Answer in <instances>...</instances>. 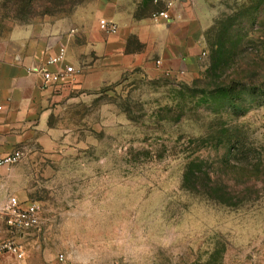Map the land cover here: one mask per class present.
Instances as JSON below:
<instances>
[{"label": "rangeland", "instance_id": "rangeland-1", "mask_svg": "<svg viewBox=\"0 0 264 264\" xmlns=\"http://www.w3.org/2000/svg\"><path fill=\"white\" fill-rule=\"evenodd\" d=\"M208 1L189 7L209 20H193L189 55H143L118 22L101 29L105 0H0L1 27L62 21L80 59L50 111L52 147L0 167V203L41 206L17 237L35 264H264V0Z\"/></svg>", "mask_w": 264, "mask_h": 264}, {"label": "crops", "instance_id": "crops-1", "mask_svg": "<svg viewBox=\"0 0 264 264\" xmlns=\"http://www.w3.org/2000/svg\"><path fill=\"white\" fill-rule=\"evenodd\" d=\"M142 1L105 0V5L111 7L110 12H105L108 17L105 18L118 22L126 34L135 35L144 45L143 55L165 53L172 49L179 55H189L191 46L196 45L201 37V29L198 35L191 30L193 20L202 22V30L209 25L208 18L200 19L193 9L189 14V7L198 2L207 7L210 1L183 0L180 9L185 12L184 19L164 21L165 29L160 30L149 14L138 11ZM149 3L155 6L152 0ZM63 32L62 21L31 27L0 26V154L18 148L24 152L31 151L39 145L45 149L52 147L53 141L47 136L48 118L53 103L60 97L57 91L62 83L45 84L39 68L45 65L48 58L60 54L62 48L66 63L75 68L80 64V59L62 43ZM107 48L109 50V45ZM134 54L136 58H130L140 60V55L137 52ZM58 67L51 66L53 70ZM36 262L41 263V260L27 257L25 261L27 264ZM0 264L23 263L5 254L0 257Z\"/></svg>", "mask_w": 264, "mask_h": 264}, {"label": "built area", "instance_id": "built-area-1", "mask_svg": "<svg viewBox=\"0 0 264 264\" xmlns=\"http://www.w3.org/2000/svg\"><path fill=\"white\" fill-rule=\"evenodd\" d=\"M161 8L153 13V20L167 22L178 18L176 7L183 0H152ZM101 29L108 33H116L118 25L113 21H102ZM64 50L60 54L48 58L45 65L39 68L45 84H61L77 72V69L64 61ZM58 65L55 70L51 66ZM25 152L15 149L12 152L0 154V167L9 166L19 162ZM42 210L36 201H21L17 196L10 195L5 202L0 203V257L5 254L12 255L16 260L25 263L27 254L23 243L17 238L20 233L39 229ZM63 260V256L60 257Z\"/></svg>", "mask_w": 264, "mask_h": 264}, {"label": "trees", "instance_id": "trees-1", "mask_svg": "<svg viewBox=\"0 0 264 264\" xmlns=\"http://www.w3.org/2000/svg\"><path fill=\"white\" fill-rule=\"evenodd\" d=\"M213 47H215V44H213ZM212 50H213V49H212ZM217 50H218V49H217ZM219 51L221 52V49H219ZM222 51H223V49H222ZM221 92H223V94L225 95V97H227V98H231V90H230L229 88L226 89V88L224 87V88L221 90ZM231 99H232V98H231ZM244 167H245V166H244ZM247 168H248V167L243 168L242 171H246ZM195 178H199V177H195ZM189 179H191V177H184V183L187 182V181H189ZM208 180L211 181V177H209Z\"/></svg>", "mask_w": 264, "mask_h": 264}]
</instances>
